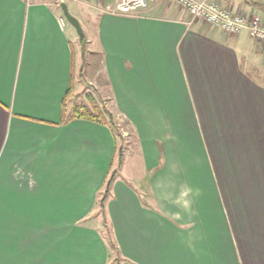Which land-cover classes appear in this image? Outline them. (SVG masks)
I'll list each match as a JSON object with an SVG mask.
<instances>
[{
    "label": "crops",
    "instance_id": "0c3cea01",
    "mask_svg": "<svg viewBox=\"0 0 264 264\" xmlns=\"http://www.w3.org/2000/svg\"><path fill=\"white\" fill-rule=\"evenodd\" d=\"M61 2L80 21V0H0V264H112L92 220L115 169L118 264H264V43L174 0L127 16L84 0L100 58L86 72ZM84 83L132 130L120 167L107 126L64 122Z\"/></svg>",
    "mask_w": 264,
    "mask_h": 264
},
{
    "label": "rangeland",
    "instance_id": "374dc122",
    "mask_svg": "<svg viewBox=\"0 0 264 264\" xmlns=\"http://www.w3.org/2000/svg\"><path fill=\"white\" fill-rule=\"evenodd\" d=\"M82 1L80 0L79 7L84 10V13L82 12V17L80 18V23L83 29L84 33V38H81L80 35L77 33L76 40L74 45L77 47V49H84V59L82 60L83 64L85 65V71L88 72L89 70L93 72V69L95 66L98 65L100 58L98 53H96V44L98 42L96 38V33H97V18L96 15H94V11L88 10V7L82 5ZM70 13L73 14L74 8L70 5ZM79 18V17H78ZM88 22V23H87ZM69 27L73 29V25L67 21ZM99 59V60H98ZM89 66V68H88ZM83 89L77 94V95H72L71 98L68 101V109H70L74 104H87V96L89 93L94 96V98L97 100V102L100 104V106L108 109L114 116L116 122H117V141H118V146H122L125 149V154H126V148L129 145V141L131 140V128L127 121L123 119L120 115H118L113 108L110 105L111 100L107 99V94L106 92L103 91V89H100L98 86L96 87L95 84L92 85H86L85 83L83 85ZM124 154V157H125ZM134 154H136L134 152ZM124 160V159H123ZM119 165V157L116 155V158L114 160V165ZM132 165L137 167L138 165V160L137 157H134V160L132 162ZM137 168L136 170H139ZM123 176V175H121ZM125 178V175H124ZM108 203V202H107ZM93 224L98 227L99 232L103 237L106 239L108 242V245L110 246V253H111V260L112 264H118V260L116 258V245H115V237L113 233V227L110 221V218L107 214V205H106V210L104 213H102L99 208L95 209V212L93 214ZM116 246V247H115Z\"/></svg>",
    "mask_w": 264,
    "mask_h": 264
},
{
    "label": "built area",
    "instance_id": "2783aa9c",
    "mask_svg": "<svg viewBox=\"0 0 264 264\" xmlns=\"http://www.w3.org/2000/svg\"><path fill=\"white\" fill-rule=\"evenodd\" d=\"M153 0H117L111 11L116 15H132L145 9ZM185 9L193 20H202L208 25L218 27L231 35L247 33L252 39L264 43V22L259 16L243 15L228 8L222 7L213 0H174ZM62 24L64 21L62 20Z\"/></svg>",
    "mask_w": 264,
    "mask_h": 264
},
{
    "label": "trees",
    "instance_id": "16d2710c",
    "mask_svg": "<svg viewBox=\"0 0 264 264\" xmlns=\"http://www.w3.org/2000/svg\"><path fill=\"white\" fill-rule=\"evenodd\" d=\"M246 3L258 10L264 11V4H261L259 2H255L254 0H245ZM71 92L66 99H64V106L68 107V101L71 98ZM87 101L88 103L85 104H74L70 109V116L67 119H64V122H68L74 118L79 119H85L92 122H96L102 125L107 126L113 133L114 137L117 140V122L113 116V114L103 106L101 107L100 104L97 102V100L94 98L92 94H88ZM118 142V141H117ZM125 149L122 146H117V155L119 157V167L123 164ZM118 175V169L112 170L108 177L106 178V181L103 185L102 190L99 193L98 200L96 207L99 208V210L104 213L106 210L107 201L110 197L111 190L113 187V184L117 178Z\"/></svg>",
    "mask_w": 264,
    "mask_h": 264
},
{
    "label": "water",
    "instance_id": "95a60500",
    "mask_svg": "<svg viewBox=\"0 0 264 264\" xmlns=\"http://www.w3.org/2000/svg\"><path fill=\"white\" fill-rule=\"evenodd\" d=\"M63 14L65 16V18L67 19V21L73 25V27L76 29V31L78 32V34L80 35L81 38H84V33H83V29L81 26V23L79 22V20L74 17L68 8V5L66 4V2H61L60 4Z\"/></svg>",
    "mask_w": 264,
    "mask_h": 264
}]
</instances>
